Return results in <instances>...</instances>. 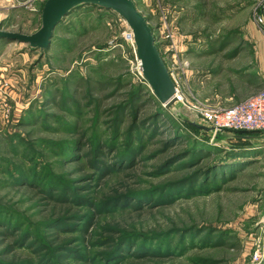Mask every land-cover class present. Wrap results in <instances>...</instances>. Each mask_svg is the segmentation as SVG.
Listing matches in <instances>:
<instances>
[{"label": "rangeland", "instance_id": "1", "mask_svg": "<svg viewBox=\"0 0 264 264\" xmlns=\"http://www.w3.org/2000/svg\"><path fill=\"white\" fill-rule=\"evenodd\" d=\"M47 1L0 0L1 30L37 34ZM132 1L175 111L111 9L75 8L46 48L0 38V264H264V133L185 123L264 87V0Z\"/></svg>", "mask_w": 264, "mask_h": 264}, {"label": "water", "instance_id": "2", "mask_svg": "<svg viewBox=\"0 0 264 264\" xmlns=\"http://www.w3.org/2000/svg\"><path fill=\"white\" fill-rule=\"evenodd\" d=\"M87 4L111 9L126 21L134 36L137 59L141 61L145 79L148 81L158 100L170 110L175 111L179 104L175 86L155 47L156 41L153 37L152 30L148 26V21L140 14L132 0H48L42 11V28L37 34L26 36L6 33L1 30L0 25V38L14 39L26 43L33 48H46L59 22L75 8ZM53 8L58 9L55 14L51 15ZM185 123L199 131L209 133L217 141L222 139L224 135L223 132L216 131L210 127L205 128L189 121H185ZM258 147L264 149V143Z\"/></svg>", "mask_w": 264, "mask_h": 264}, {"label": "built area", "instance_id": "3", "mask_svg": "<svg viewBox=\"0 0 264 264\" xmlns=\"http://www.w3.org/2000/svg\"><path fill=\"white\" fill-rule=\"evenodd\" d=\"M258 23L264 26V18L259 17ZM262 32L264 34V30ZM139 64L142 66L141 61ZM176 96L180 102L177 89ZM200 116L208 127L216 131L264 133V87L244 103L231 108L206 107L200 111Z\"/></svg>", "mask_w": 264, "mask_h": 264}, {"label": "trees", "instance_id": "4", "mask_svg": "<svg viewBox=\"0 0 264 264\" xmlns=\"http://www.w3.org/2000/svg\"><path fill=\"white\" fill-rule=\"evenodd\" d=\"M193 130H196L198 131L197 129L195 128H192ZM237 134H251V133H254V134H260V133H256V132H245V131H239V132H235ZM201 150V154L204 153V154H208V151L210 152L211 149H206V148H200ZM254 152H257V151H254Z\"/></svg>", "mask_w": 264, "mask_h": 264}, {"label": "bare ground", "instance_id": "5", "mask_svg": "<svg viewBox=\"0 0 264 264\" xmlns=\"http://www.w3.org/2000/svg\"><path fill=\"white\" fill-rule=\"evenodd\" d=\"M58 8H53L52 10H51V15H53V14H55V12H56V10H57ZM133 40H134V36H133ZM140 62V61H139ZM142 67V66H141Z\"/></svg>", "mask_w": 264, "mask_h": 264}]
</instances>
